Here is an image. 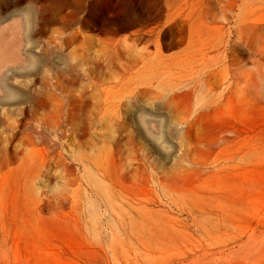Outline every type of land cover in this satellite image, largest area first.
<instances>
[{
    "label": "rangeland",
    "instance_id": "obj_1",
    "mask_svg": "<svg viewBox=\"0 0 264 264\" xmlns=\"http://www.w3.org/2000/svg\"><path fill=\"white\" fill-rule=\"evenodd\" d=\"M0 264H264V0H0Z\"/></svg>",
    "mask_w": 264,
    "mask_h": 264
},
{
    "label": "bare ground",
    "instance_id": "obj_2",
    "mask_svg": "<svg viewBox=\"0 0 264 264\" xmlns=\"http://www.w3.org/2000/svg\"><path fill=\"white\" fill-rule=\"evenodd\" d=\"M48 58L44 57L43 55H39V54L37 55L27 54L25 56H18L16 58V61H17L16 70L17 72L19 71L29 72L31 74L30 68L27 69L28 67H36V70H39L44 64L48 63L49 61H52V59L60 60L66 63V60L63 59L59 55H54L52 56V58L51 57L49 59ZM26 64H28L29 66L26 67ZM63 68L65 69V67ZM39 79H41L44 83L49 85L51 88L57 87V83H58L57 80H55V83H52L47 73H45L43 77L39 76ZM141 91H142V88L137 87V93L139 95ZM37 92L38 94H40L39 90ZM61 98L65 99L66 103L68 104L66 109L64 107V103L61 102L60 104H58L59 108L57 112L51 117L49 121L40 122L37 120L38 122L37 124L34 125V127L31 125L30 122L27 121L25 117L27 114V108L20 109L19 111L20 117L17 118L11 126L12 133L6 137V139L12 145L13 140L18 136V134H20V131L18 128L22 125H25V123H27V129L30 130V132L34 134L32 139H30V142H35L34 139H38L48 144V147L45 153L42 155L40 162H39V166L41 169L39 176L49 174L50 172L49 167L51 164L60 166L62 168L61 171L64 173L67 172V166H72L75 164V162H77V165H82L83 168L85 166V161L83 159H76L75 162L74 161L67 162L59 152L55 154L56 147L60 145L62 137L67 136V138L72 141L73 139H75V137L73 138L71 137L70 135L71 132L66 135V130H63V127L66 126L70 122V119H71L70 110H72V108H71V104L69 101L71 99L80 100V101L86 100V99H83L84 98L83 94H79L75 96H72L70 94L68 95L61 94ZM105 106H108V105L105 103ZM105 110L108 111L110 109L105 108ZM46 131H49L53 135L47 134ZM50 177L51 179L54 178V176H50ZM61 178H63V174L61 175Z\"/></svg>",
    "mask_w": 264,
    "mask_h": 264
}]
</instances>
